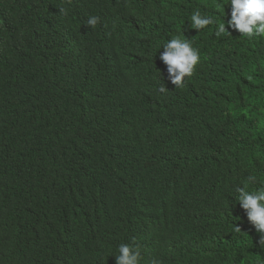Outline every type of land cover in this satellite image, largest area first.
Here are the masks:
<instances>
[{"label": "trees", "instance_id": "16d2710c", "mask_svg": "<svg viewBox=\"0 0 264 264\" xmlns=\"http://www.w3.org/2000/svg\"><path fill=\"white\" fill-rule=\"evenodd\" d=\"M230 3L0 0V264H116L133 238L139 264H264L235 191L264 190V37L190 20ZM173 37L200 55L179 88Z\"/></svg>", "mask_w": 264, "mask_h": 264}, {"label": "clouds", "instance_id": "9594fccd", "mask_svg": "<svg viewBox=\"0 0 264 264\" xmlns=\"http://www.w3.org/2000/svg\"><path fill=\"white\" fill-rule=\"evenodd\" d=\"M230 19L225 23H217L212 17L202 15L199 9L191 15V27L200 31L211 24H217L216 37L223 34H231L228 31L238 32L241 37L248 39L254 36L264 37V0H231ZM60 14H67V9L59 8ZM100 22V17L90 16L86 25L95 29ZM164 51L160 55V60L166 66L168 79L175 87H183L185 78L193 75L196 66L200 63V55L190 42L179 37L171 38L163 47ZM168 88L161 85L158 92L166 94ZM255 176H249L248 182H255ZM244 183V182H242ZM238 194L240 207L244 210L249 223L259 234L258 244L264 248V190L249 192L247 183L243 187L235 189ZM235 232H241V228L235 226ZM116 256V264H139L141 259L140 246L133 238L131 244H121ZM151 264H161L159 260H153Z\"/></svg>", "mask_w": 264, "mask_h": 264}]
</instances>
